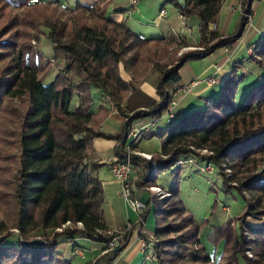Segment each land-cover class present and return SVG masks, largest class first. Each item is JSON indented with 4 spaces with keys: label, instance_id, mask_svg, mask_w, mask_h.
I'll return each instance as SVG.
<instances>
[{
    "label": "trees",
    "instance_id": "1",
    "mask_svg": "<svg viewBox=\"0 0 264 264\" xmlns=\"http://www.w3.org/2000/svg\"><path fill=\"white\" fill-rule=\"evenodd\" d=\"M164 1L185 18L199 21L204 50L183 56L163 73L157 89L159 104L129 109V100L138 90L135 75H145L157 61L162 69L172 65L166 53L173 43L166 37L141 40L126 24L109 18L107 0L92 6L78 3L74 8L53 2V16L49 17L50 7L45 6L46 14L39 22L49 30L55 60L64 63L49 80L52 65L45 66L48 53L44 51L32 63L31 38L20 36L22 30L36 29L11 16L13 10L27 7L32 0H0V264H74L75 252L83 250L82 239L104 249L107 239L103 234L112 228L106 221L94 141L125 137L100 132L111 110L95 111L96 93L113 102L125 118L126 130L137 121L156 123L164 119L173 101L165 85L179 81L185 62L229 47L241 32L230 40L218 34L224 0ZM247 14H251L249 8ZM243 19L242 26L247 24ZM246 61L250 65L245 68L252 74L254 68L264 70V33ZM235 68L243 71L239 64ZM232 76L234 79L224 80L222 96L205 100V109L179 111L167 118L166 129L143 137L163 141L161 154L155 158V174L149 172L148 162L134 160V166L140 167L139 190L156 185L160 175L172 170L170 193L176 200H153L151 209L147 201L155 218L150 234L155 240L153 257L159 264H214L201 240L206 226L200 225L179 199L183 170L177 167L178 162L188 155L200 156L202 150L212 152L207 159L219 169L227 188L235 190L231 193L243 201V210L235 219L242 239H234L229 222L214 226L208 242L214 247L225 244V253L232 255L228 264L241 260L264 264V75L253 82L242 104L237 102L240 85L235 87L234 81L239 73L233 70ZM141 139L133 143L134 149ZM124 145L125 141L121 147ZM226 170L231 176L224 174ZM78 223L83 229L74 228ZM36 239L43 244H25ZM127 242L128 238L121 248L101 259L113 263ZM66 245L72 246L71 257L65 254Z\"/></svg>",
    "mask_w": 264,
    "mask_h": 264
},
{
    "label": "crops",
    "instance_id": "2",
    "mask_svg": "<svg viewBox=\"0 0 264 264\" xmlns=\"http://www.w3.org/2000/svg\"><path fill=\"white\" fill-rule=\"evenodd\" d=\"M100 1L101 0H79L75 4V6L78 3L92 6ZM56 2H58V4L62 7H68L63 5V3H61L60 1ZM146 2L149 4L148 6L155 8V14L153 16L149 15L148 12L140 7L144 4V1L142 2L140 0H137V4L135 6L132 5L130 0L125 1L126 4L124 5L118 3L116 5H113L111 0H107V14L109 18L114 20L115 22L126 24V26L137 35L141 34L146 38L166 37L170 42H173L175 40L177 41L178 39H183L185 41L184 47L186 48H191L192 50L200 47L199 21L196 18L192 17L185 18V21L181 20L178 9L175 7V13L169 12L166 8L167 3H165L164 0H146ZM75 6L71 8H74ZM163 8L167 10V15L165 17H159L160 10ZM248 8L250 9L251 16L253 17L254 27H246V29H243V11ZM133 10H137V12L135 13ZM223 16L224 20L221 24ZM141 17L142 19H145L144 22ZM148 19L149 21H147ZM216 27L218 34L224 38H231L233 35L238 34L240 30L241 32L237 35V39L231 44L230 50H228L226 53L224 52L225 48H218L214 52L216 54L220 51L221 54L216 62L209 66V68L203 73L201 78H198L197 80H191V82L189 83L181 84L175 89L173 94H171L169 88H167V85L169 83L165 85L166 92L169 93L172 96V99L177 103L176 106L172 108L173 114H177L179 111H191L192 109L196 108L205 109V100L211 97H219L223 95L222 86L224 80L228 77H232V79H234V77L232 76L233 70H236L239 73L238 79L234 81L235 87H238L240 85L238 95H240L241 100H244V98L248 97V93L253 82H256L259 77H262L264 75L259 74L258 77L256 75L254 78L253 74L247 71L245 68L250 65L246 60L248 59V57H250L252 48L260 41V39L262 38V34L264 33V0H224L221 10V18L218 20ZM48 51L49 50H47L46 52ZM237 64H239L240 67L243 68L244 73H242L239 68H235V65ZM179 74V80H181V70ZM125 78L131 81V77L125 75ZM210 78H214V81L212 83H210ZM158 84H160V81H158ZM193 84H196V86L192 88L191 92L186 94L180 92V89H182L183 87H192ZM140 87L151 94H156L159 97L157 89L154 87V85L150 83H143ZM217 88L218 90L216 91ZM95 96V111L100 108L110 109L111 106H109L110 102L107 97L99 92H97ZM150 120L151 118L147 119V121ZM167 123V119H161L156 122L153 129L144 131L141 135L142 139L138 145V151L141 153L150 154L152 156L160 155L163 141L160 138L146 139L143 137L152 131L166 129ZM99 130L101 133L107 136L123 134V137H125V118L121 116V114H119L117 111L112 110ZM122 142H124V139L114 140L102 137L97 138L94 141L96 157L99 159V167L97 173L102 181L105 197L104 210L106 221L108 226L112 229L125 226L128 223L136 222V216L129 209V207L125 203V200L124 204L129 211L127 221L125 220L126 218L121 213V211L115 208L116 201L121 202L122 200V184L114 178L108 162L118 158L120 152V144ZM195 159L197 160V158ZM188 160L189 163L190 161H192L190 160V158ZM194 163L197 162H191L188 167L182 166V174L184 173L185 181H187L188 179L192 180V178L199 182L202 180V176L198 173L197 169L193 168L195 167L193 165ZM139 171L140 167H135L134 175L136 176ZM168 178H172V170L162 174L157 180V184L167 191L171 190L174 184L173 179L170 181V179ZM206 180H208V178ZM206 180L203 179V182L205 184L204 189L205 191H209L208 197H210L211 202L214 203L215 199L222 200V193L219 192L216 195L213 194L211 184L210 182L208 184ZM145 191L146 190H139L137 191L136 195L140 200L147 202L150 199V195ZM195 191L196 193L200 194L199 190ZM211 208L212 207H209L207 208V210L210 211ZM186 210L189 212L188 208H186ZM146 222L148 223L149 229H151V227L152 230L155 229V218L153 213L147 214ZM213 227L214 226L211 225L210 231H212ZM138 237V230L135 229V231L127 237L128 243L122 254L113 263L109 264H154L152 262L154 261L152 260L154 259V257L142 250ZM82 240H80L79 243L81 245L80 247L83 249L82 251L85 253V257H78L85 260L87 258L86 256L88 255L87 249H89V253L91 254V256L93 255L91 260L92 263L94 258H98L100 256L98 255V250L102 248V246L94 241H92L93 243L91 244L87 242L91 240ZM82 242L85 243L81 244ZM84 244L90 246H86ZM67 255V257L72 256V249L68 251ZM140 256H142V259L140 260L142 262L138 261V258Z\"/></svg>",
    "mask_w": 264,
    "mask_h": 264
},
{
    "label": "rangeland",
    "instance_id": "3",
    "mask_svg": "<svg viewBox=\"0 0 264 264\" xmlns=\"http://www.w3.org/2000/svg\"><path fill=\"white\" fill-rule=\"evenodd\" d=\"M56 1H60L65 6L73 7V6H75V4L79 0H32V3L30 5H28L27 7L21 8V9H16V10H13L11 12V16L15 20L20 21L24 24L30 25L31 27H34L36 29V30H32V31L22 30L20 33V36L31 38L30 46H32L33 53H34L33 55L30 56V59H31L30 61L32 63H35L36 57L39 55L42 56L44 51H45V53H48L47 59H45V57H44V59H45V66H47L48 63H50L52 65L50 71L48 72L49 80L51 78H53L58 72H60L63 69L64 61L63 60H60V61L55 60V57H54V54L52 51L53 47H52V44L49 42V38L47 36V33H49V30H48V28L46 29L44 26H41L39 21H41L40 20L41 17L43 18V14H46L45 6L50 7V10L48 12L49 17L53 16L54 11H55L54 8L56 7V5L53 4V2H56ZM81 1H83V0H81ZM111 1H112L113 5H116L117 3L124 5V4H126L125 1H127V0H111ZM130 1L132 3V0H130ZM140 1H142V2L144 1V4L140 7H142L143 10L148 12L149 15L153 16L155 14V8L148 6L149 4L146 2V0H140ZM166 8L169 12H172V13H175V11H176V8L173 4H167ZM134 12L136 13L137 10H135ZM220 18H221V14L219 16V19ZM141 19H142V17H141ZM142 20H143V22L145 21V19H142ZM223 20H224V16L222 17L221 24L223 23ZM147 21H149V19ZM243 25L245 26L246 23ZM229 40H230V38H229ZM170 43H173V46L166 53V58L169 59L168 61L173 60L171 62L172 65H169L166 69H162L161 67H159V63H161V62L157 61V62H155L149 66L148 71L145 75H137V74L135 75V81H137L136 85L138 86V90L135 92L132 99L129 100V109H133V108L138 107L140 105L145 106V107H151L152 104L156 101L159 104L161 102L160 97H158L156 94H151V93L145 91L140 86L143 83H150V84L154 85V87L156 89H158V86H159L158 81H161L163 73L167 72V70L169 68H171L172 66H174L183 56L191 53L195 49L200 51V49L203 48V50H204L203 46L200 47V49H199V47H197L195 49L188 50V51L184 52V54H182V56H181L180 53L182 52L183 49H189V48L184 47L185 41L183 39H178L177 41L175 40V41L170 42ZM230 46L224 49L225 53L228 50H230V48H231ZM47 50H49V51L46 52ZM197 50H195L194 52H196ZM175 51H177V54L175 57L176 59H174V57H173V54ZM220 54H221V52L219 51L216 54L214 53L211 56H208V57L203 58V59L185 62V64L181 68V73H182L181 80H179L178 82H170L167 85L168 86L167 88H169L171 94H173L175 89L178 86H180L181 84L189 83V82H191V80H197L198 78H201V76L209 68V66H211L212 64H214L216 62V60L219 58ZM254 69L256 70L253 74L254 78L256 75L258 77L259 74H264L263 69H260V68H257V69L254 68ZM241 72L244 73L242 70H241ZM164 90L166 91V87ZM217 90H218V88L216 89V91ZM238 102H239V104L243 103V100L240 99V95H238ZM15 103L20 104L19 101H15ZM109 104H110L109 106H111L113 104V102L110 101ZM111 108H112V110L116 111V109H114L112 106L110 107V110H111ZM137 150H139V149H137ZM205 151H207V152H205ZM199 152H200V156H193V155L185 156V158L183 159L184 164L177 166V167H182V166L188 167L191 162H197V163L193 164L195 166L193 168H196L198 173L202 176V180L200 182L194 180V178H192V180L188 179L187 181H185L184 173H183L181 175V179H180L179 198H180V200H182L185 208L189 209V213H191L193 215L195 220L200 225L203 224L206 226L201 233V240H202V243L206 246L210 255L212 256L214 264H228L227 259L228 260L231 259L232 255L230 253H227V254L225 253V247H224L225 244L223 242H221L218 247H214L213 245H211L208 242L209 234L212 232V231H210V228H211V225L220 226L221 224H228L229 222H232L231 223V224H233L232 228L234 229L232 236L234 237L235 240L240 241L242 239V236H241L242 233H241L240 226H239L238 222H236L235 219L238 217V215H240L241 211L243 210V201L237 196V194L231 193L232 191H235V190H231V189L227 188V186L224 183L223 176L220 174V171L217 167H215V171H213L212 173H208L206 171V164H207V161H209L207 158L210 155H212L211 154L212 152L208 151V150H202ZM158 156H154L155 166H152V164L149 163L150 164V170H149L150 173H151V171H153V173L155 174V169L157 167V164H156L157 162L155 161V158H157ZM189 158H190V160H192V161H190V163L188 160ZM195 158H197V160ZM203 160H204V162H203ZM134 168H135V166H134ZM138 173L135 176V177H137V179L139 178ZM224 174L226 176H231V171L226 170ZM154 177H155V175L153 176L152 180H154ZM207 178H208V180H206ZM168 179H170V178H168ZM172 179H173V176L170 179V181ZM203 179H205L208 182V184L210 182L213 194L216 195L219 192L222 193V195H223V196H221L222 200L215 199L214 203L211 202L210 197H208L209 191H205V189H204L205 184L203 182ZM173 182H174V179H173ZM152 187H159V188H161V191H162L161 194H154L153 195V194H151L150 191H148V189H145L146 190L145 192L148 193L150 195V197H151V195H153V200H158V201H163V202L176 200V198H174L173 194L170 193V190L167 191V190L163 189L157 183H156V185H154ZM195 190H199L200 194L196 193ZM138 191H139V188H138ZM201 192H202V194H201ZM121 197H122L121 202L116 201L115 208H117L118 210L121 211V213L126 218L125 220L127 221L128 216H129V211L124 204L125 199L123 198L122 195H121ZM125 203H126V201H125ZM209 207H212L210 211L207 210V208H209ZM2 217H3V215H2ZM148 227H149L148 223L146 222L145 230L147 233L150 234V231H153V230H152V227H151V229H149ZM9 231H14L16 233L17 230L9 227ZM126 239H127V237L125 238V240ZM82 241H84V240H82ZM87 242H89L90 244L93 243L92 241H87ZM83 243H85V242H82L81 244H83ZM84 245L90 246L87 244H84ZM153 245L155 246L154 237H153ZM71 248H72L71 245L64 246L66 256H68L67 255L68 251ZM98 251H99L98 255H100V256L98 258H94L92 263H91V260H92L93 255L91 256V254L89 253L90 252L89 249H87L88 255L86 256L87 258L85 260L77 256V257H74L73 262H74V264H88V263L105 264V258L101 259L103 257V255H102L103 249L100 248ZM233 255H234V253H233ZM248 255L253 258L252 254L250 252H248ZM141 259H142V256H140L138 258V261H140ZM152 260H154V261H152L154 264H159V262H157L156 258L152 259ZM97 261H99V262H97ZM140 262H142V261H140ZM239 264H244V262L241 260L239 262Z\"/></svg>",
    "mask_w": 264,
    "mask_h": 264
},
{
    "label": "built area",
    "instance_id": "4",
    "mask_svg": "<svg viewBox=\"0 0 264 264\" xmlns=\"http://www.w3.org/2000/svg\"><path fill=\"white\" fill-rule=\"evenodd\" d=\"M179 1L180 3H183L182 0ZM136 4H137V0H132V5L135 6ZM166 15H167V10L165 8L161 9L159 17H165ZM243 15H244L243 17L247 19V24L245 25L244 29H246V27L253 28L254 27L253 18L251 14H247V9L243 12ZM180 18L181 20L185 21V17L182 14H180ZM139 38L141 40L146 39V37L141 34L139 35ZM188 50H191V48L183 49L182 52L180 53L181 56L182 54H184V52ZM195 50H193V52ZM198 51L199 50H197V52ZM200 51H203V48H201ZM213 81L214 78L213 79L210 78V83H212ZM194 86H196V84H193L192 87L185 86L182 89H180V92H183L184 94L189 93L191 92ZM176 104L177 103L175 100L171 102V109L165 112L164 119L167 118L171 119L173 117L172 108L175 107ZM111 106L115 109L114 104H112ZM155 124H156L155 122H150V123H145L143 121L134 122L131 128L125 131V140H124L125 145L121 147L122 143L120 144V152L118 158L108 162V165L111 169L114 178L122 184L121 195L125 199L129 209L136 216V222L128 223L125 226L112 229L108 231L106 234H103L105 239H107V242L103 244L104 249L102 255L114 251L117 248H121V246L125 242V238L128 237L132 232H134L135 229L138 230V235H139L138 239L142 247V250L145 253H149L151 256H153L154 254L153 236L146 232L145 224H146L147 214L149 213L151 207L153 206V195L161 194L162 191L161 188L159 187H150L148 189V191H150L151 194H153L149 199L150 209H148L149 207L148 202H144L137 197L136 193L138 191V179L134 175V169H135L134 160L136 158H141L142 160L151 163L152 166H155V163H154V156L147 153H141L137 149H134L132 145L135 141L141 138L142 132L153 129L155 127ZM183 159L184 158H180L178 165L184 164ZM206 171L208 173H212L213 171H215V166L212 162L207 161ZM74 228L83 229V225L81 223H78L77 225H74ZM75 254L82 258L85 257V253L81 250L76 251Z\"/></svg>",
    "mask_w": 264,
    "mask_h": 264
},
{
    "label": "water",
    "instance_id": "5",
    "mask_svg": "<svg viewBox=\"0 0 264 264\" xmlns=\"http://www.w3.org/2000/svg\"><path fill=\"white\" fill-rule=\"evenodd\" d=\"M245 26H243V29H244ZM31 243H36V244H43V241L42 240H39V239H36V240H33L32 242H27L25 243L26 245H29Z\"/></svg>",
    "mask_w": 264,
    "mask_h": 264
}]
</instances>
